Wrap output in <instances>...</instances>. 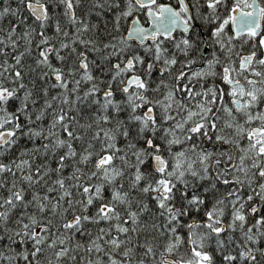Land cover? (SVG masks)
Listing matches in <instances>:
<instances>
[{"label":"snow or ice","instance_id":"snow-or-ice-1","mask_svg":"<svg viewBox=\"0 0 264 264\" xmlns=\"http://www.w3.org/2000/svg\"><path fill=\"white\" fill-rule=\"evenodd\" d=\"M0 264H264V0H0Z\"/></svg>","mask_w":264,"mask_h":264},{"label":"trees","instance_id":"trees-1","mask_svg":"<svg viewBox=\"0 0 264 264\" xmlns=\"http://www.w3.org/2000/svg\"><path fill=\"white\" fill-rule=\"evenodd\" d=\"M165 2H168V0H165ZM173 2H174V0H173Z\"/></svg>","mask_w":264,"mask_h":264}]
</instances>
